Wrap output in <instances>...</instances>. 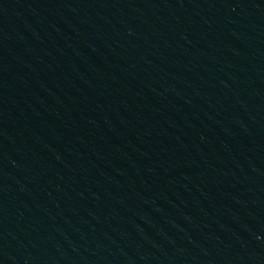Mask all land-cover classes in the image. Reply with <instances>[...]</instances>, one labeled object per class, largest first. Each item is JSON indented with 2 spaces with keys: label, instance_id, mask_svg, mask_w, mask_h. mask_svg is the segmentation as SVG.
<instances>
[{
  "label": "water",
  "instance_id": "water-1",
  "mask_svg": "<svg viewBox=\"0 0 264 264\" xmlns=\"http://www.w3.org/2000/svg\"><path fill=\"white\" fill-rule=\"evenodd\" d=\"M0 264H264V0H0Z\"/></svg>",
  "mask_w": 264,
  "mask_h": 264
}]
</instances>
